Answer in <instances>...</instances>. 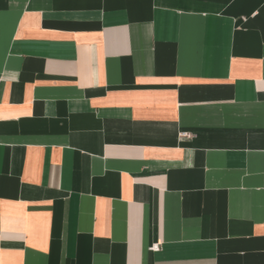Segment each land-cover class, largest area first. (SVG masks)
<instances>
[{"label": "crops", "instance_id": "0c3cea01", "mask_svg": "<svg viewBox=\"0 0 264 264\" xmlns=\"http://www.w3.org/2000/svg\"><path fill=\"white\" fill-rule=\"evenodd\" d=\"M0 264H264V0H0Z\"/></svg>", "mask_w": 264, "mask_h": 264}, {"label": "built area", "instance_id": "2783aa9c", "mask_svg": "<svg viewBox=\"0 0 264 264\" xmlns=\"http://www.w3.org/2000/svg\"><path fill=\"white\" fill-rule=\"evenodd\" d=\"M182 135H184V136H185L186 134H185V133H182Z\"/></svg>", "mask_w": 264, "mask_h": 264}]
</instances>
